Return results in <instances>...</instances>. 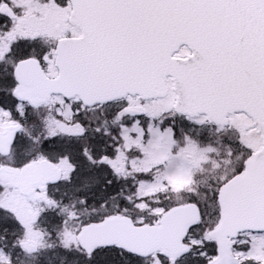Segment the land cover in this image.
<instances>
[{
  "label": "water",
  "instance_id": "1",
  "mask_svg": "<svg viewBox=\"0 0 264 264\" xmlns=\"http://www.w3.org/2000/svg\"><path fill=\"white\" fill-rule=\"evenodd\" d=\"M73 2L95 15L99 25L130 10L142 13L152 39L121 42L112 59L105 57L107 48L101 51L88 36L78 44L61 41L56 50V64L61 69L58 78L48 79L34 60L19 64L15 75L20 86L14 92L18 100L35 107L60 93L67 98L79 95L91 106L128 93L143 99L164 97L166 80L171 76L177 94L175 111L191 116L206 114L210 122L222 125L227 124L229 113L245 111L254 118L264 139V0ZM158 11L179 13L182 22L192 20L189 30L199 20L193 56L171 58L176 49L169 39L163 41L158 35L153 15ZM158 22L161 25L160 18ZM121 64L129 73L118 77L114 68ZM127 112L136 116L146 113L142 107ZM19 129L8 127L0 133L3 154H9ZM61 177L60 170L46 160L33 161L21 169L0 168L1 181L25 195L32 194L37 186L57 183ZM250 177L256 185L248 189L245 181ZM218 202L221 220L209 235L218 241L219 256L209 264H239L230 250L231 239L239 232L264 230V148L248 162L245 173L221 187ZM199 221V208L187 204L164 214L160 225L135 227L129 218L117 215L85 226L77 238L89 254L100 247L117 246L141 257L160 252L175 260L191 250L183 240Z\"/></svg>",
  "mask_w": 264,
  "mask_h": 264
},
{
  "label": "rangeland",
  "instance_id": "2",
  "mask_svg": "<svg viewBox=\"0 0 264 264\" xmlns=\"http://www.w3.org/2000/svg\"><path fill=\"white\" fill-rule=\"evenodd\" d=\"M47 1H39L38 3V0H1L0 6L2 4L12 5L17 8L20 17L17 21H13L0 13V26H10L9 28L4 26L8 31L2 34L6 40L4 43H0V57L6 53L5 47H10L11 43L14 42V35H18L16 33L17 28H21L23 33L20 36L21 38L39 39L36 43H41V45L32 47L31 49L33 50L29 49V54L34 53L42 57L47 62L45 66L48 68L55 42L61 36L56 30V25L61 24L64 30L70 28L65 20V13L69 11V6L65 2L66 0ZM27 56L31 55L21 56L19 58ZM19 58L13 56V59H11L7 57L4 60V65L0 66V72H2L0 75L6 76L7 74L3 73L6 71V67L9 65L14 66V59ZM51 64L48 70L50 74H53L55 67H53V63ZM174 98V93L170 91L167 97L147 104L148 114L144 118H130L123 111L127 105L125 104L122 107L118 106L119 108H116L112 112L113 117L109 120L106 119L105 123L103 122L97 125V120L94 119L96 124L95 130L97 132L105 134V137L108 135L109 137L112 136L109 141L108 139L104 140L107 149L102 154H99L98 151L97 153L94 152L95 155L99 154L97 156L104 155L109 158L107 168L111 174L110 178L103 177L101 179L99 177L102 173L101 171L95 170L92 172L88 170L85 174L74 178L71 183L72 177L70 174L72 168L62 158L58 161L57 164L65 171L63 183H71L70 185L74 187L76 192L80 190L78 186H82L83 184L84 186H88L92 182L91 185L93 186L104 184L109 186L114 180L118 182L122 177L128 176L133 181L124 180L122 183L123 186H128L130 189L129 191H124L127 196L123 198L126 203H129L130 210L116 208L115 204H111L110 206L104 204L99 209L86 211L82 209L84 200L78 203L82 211L81 213L77 209L70 210L67 214L60 210L59 215L63 217V224L61 225L62 233L60 236L65 235L63 240L60 237V244L68 246H63V249H72L75 252L82 253L75 240L76 234L81 230L83 225L91 223L93 219L96 221L102 220L104 217L112 214L111 212L117 213L120 210L128 215H132L134 212L137 215H145L155 220L159 219L165 209L174 205L165 208L159 207L158 205L162 197H168L170 193H174L179 198L180 192L185 191L187 193L186 202H195L199 205L202 202L203 206H207L206 202L203 201L211 197L213 183L217 175L221 170L224 171L232 168L231 166L234 162V151L232 148L238 150L237 143H233L235 136H237L241 146L245 145L247 147V144L250 143L253 145L257 144L258 136L255 131L250 132V134L247 133V130L252 129V126L251 122L243 115L232 118L233 126H235L234 131L237 134L235 136L233 132L226 135H219L218 132H200L202 129H199V133L195 132L198 125V127H202L205 123L204 117H199V119L190 118L188 122L194 125L187 124L185 128V125L183 126L182 123H177L176 121L178 120H175L174 117H168L167 112L171 110ZM81 108L83 106L77 105L76 101L66 103L53 98L50 103L43 107L41 112L27 110L28 115L26 114L25 117L28 116L27 120H33V123H41L44 128L42 135L47 139L65 136H72L76 139L82 136L83 127L88 132L90 131L88 122V114L90 113L84 119H79L78 111ZM76 109L78 110L76 111ZM17 112L18 115H22L21 118L24 121L23 107L18 106ZM13 120L14 115L9 110L0 109V129L13 123ZM174 122L177 123L176 127L173 124ZM74 123H79V125L73 127ZM167 123H169V126ZM101 126H105L106 128H100ZM27 130L28 135L36 133L35 131H40L36 128H28ZM178 133L185 145L180 148L175 145L178 153H174L172 148L175 142L174 138ZM198 138L199 143L196 142ZM24 141L27 142L29 139L25 138ZM20 146L26 149L28 144L22 142ZM85 150L90 153L89 147L85 146ZM64 151H68V145L66 143L48 149L47 155L54 158ZM30 152L31 149L27 153ZM43 154L45 155L44 152ZM13 159L18 160L16 157ZM13 159L8 162L10 164L16 163ZM4 163L7 162L0 159V165ZM200 177L202 178L201 183H199ZM100 181L101 183L99 184ZM92 193H94V196L99 194L95 191ZM43 195L39 194L33 198L24 200L20 198L18 193L8 187L4 188L1 194L3 199L0 201V204L3 208H0L5 213L13 214L22 226L23 231L27 230L28 233L24 240H29L28 242L33 240L34 243V240L38 242L40 239L34 232L38 227L36 228L34 223H31L32 217L38 216L42 209H54V205L43 201ZM178 201H181V198L175 202ZM133 209L139 210L135 212ZM107 210L111 211L105 214ZM212 227L213 224L205 223L202 228L199 227L196 229L188 240L191 245L199 250V257H201L199 264L201 261L207 262L212 257L206 253L208 252L207 249H209L207 246L211 244L206 234ZM40 245L43 247L41 243ZM237 245L242 248V250L237 249V252H235L238 257L264 264L263 237L243 234ZM92 258L93 260L96 259L94 256L89 257L86 260L88 262L87 264H91L89 262H91ZM98 260H100L99 264L133 263L132 259H126L125 257L118 260L114 255V251H107L105 254L99 255ZM144 264L166 263L164 260L155 257L149 263Z\"/></svg>",
  "mask_w": 264,
  "mask_h": 264
},
{
  "label": "flooded vegetation",
  "instance_id": "3",
  "mask_svg": "<svg viewBox=\"0 0 264 264\" xmlns=\"http://www.w3.org/2000/svg\"><path fill=\"white\" fill-rule=\"evenodd\" d=\"M1 1V0H0ZM38 1H46L47 0H38ZM50 1H55V0H50ZM66 5H68V1L66 0ZM65 8V7H63ZM67 8V7H66ZM69 17V13H65V20L67 22V19ZM66 31L71 32L70 29H67ZM22 30L21 28H17V33H21ZM4 42V39L1 40ZM188 54V50L186 48L181 49L180 56H185ZM3 58V57H1ZM5 81L0 82V109L2 110H9L14 115V120L13 123L15 122H20L18 119V116L21 117L22 115H18L17 110L13 106L11 100H9L10 95L9 92L5 89ZM125 104H127L125 106ZM124 107V110L129 107V106H135V105H145V101H141L138 97H127L125 100L121 101H115L110 104H107L105 106H97L94 109H85L81 108L80 111H78V118L79 119H84L85 116L90 113L91 111L96 112V117H97V125L99 123H105L108 115V111H110V117L112 116V112L116 109L119 108L118 106ZM78 109H76L77 111ZM125 113V112H124ZM88 117H91V113L88 114ZM131 118V117H130ZM132 119H138V118H132ZM187 117H182L178 116L176 117V120H180L179 122L183 124V126L189 124L187 121ZM86 120V119H85ZM11 123V124H13ZM17 124V123H16ZM174 126H177V123H173ZM79 123H74L73 127L78 126ZM169 126V123H167ZM106 128L105 126H101L100 128ZM5 128V127H4ZM4 128H1L3 130ZM98 130V129H97ZM197 130H199V127H197ZM196 132L198 133V131ZM102 131V130H101ZM184 133V132H183ZM185 135V134H184ZM180 134L178 133V136H175V142L173 143V152H177V149L175 145L179 146L182 143L181 138L179 137ZM108 139L105 137V134H101L100 132H97L95 129H90L88 132L85 127L82 128V136L80 138L74 139L72 136H65V137H57L55 138V146H59L62 143H66L68 145V151H64L58 158L55 160H52L54 163H58V161L62 158L63 161H65L69 167L72 168V172L70 174L71 177H77L79 175L85 174L88 170L89 171H101L102 173L100 174L101 177H109L111 174L108 171V157L107 156H97L99 154H102L103 151L107 149V145L105 144L104 140ZM110 139H108L109 141ZM21 139L18 137L15 140V143L13 144L11 148V154L7 159L18 158V160H14L16 163L10 164L8 166L14 167V168H21L27 163L33 161V160H38L39 158L43 157V148L41 146H37L32 148L31 153H27L22 147L20 146ZM262 140L260 137H258L257 144L253 145L252 143L247 144V147L245 146V152H246V159L252 155V153L258 149L259 147L262 146ZM84 146V147H83ZM85 146L89 147L90 153L86 152ZM98 153L97 155L94 154ZM84 152V153H81ZM178 153V152H177ZM20 156V157H19ZM2 160V159H1ZM59 166V164H57ZM4 166V165H0ZM59 168L62 170L63 176H65V171L59 166ZM238 174V173H237ZM236 174H232L230 178L234 177ZM91 176V174H90ZM216 180L219 179V175H217ZM1 183V182H0ZM93 183V182H92ZM80 187V190L78 191L79 193H92L93 191L95 192H115V193H121L127 190V187L125 186H107V185H101V186H93L91 185ZM215 183V182H214ZM213 183V184H214ZM251 185H256L254 181L251 179L248 180V186ZM10 188L18 195L20 196L21 199H30L33 198L34 196H37L39 194H44L43 195V201H47L50 205H54L57 203V200L59 199H64L63 203L69 204V206L74 207L75 204V190L74 188H66V187H61L60 184L58 185H47L44 188L37 189V191L29 197L21 195L16 189H13L7 184L1 183L0 184V201L3 199V196H1L4 188ZM220 187V185H219ZM66 192H63L65 190ZM47 194L45 195V193ZM62 194H67V195H62ZM51 199H54L55 203H51ZM42 201V202H43ZM59 206V204L57 205ZM0 207L3 208L0 204ZM0 208V264H79L80 261L77 259L78 256L76 252L72 249L66 250L63 249L64 247H68L67 245L60 244V237L63 240L65 238V235L60 236L58 234L56 236L57 238V243L55 244L51 243L52 241L51 237L46 238L48 240V243L44 245V232H43V220L42 217L44 215H47V217H51L50 215L54 216L51 217L48 222L56 225L57 230L59 231V225L63 223V217L59 215V208H54L53 210H41V213L38 216H33L32 221L34 223V226L37 228L34 232L37 235V237H40L39 241L34 240L35 242L33 243V240L29 243L37 245L35 248H32L31 246H26L23 247L22 243L28 242L24 240L26 237V234L28 233L27 230L23 231L22 226L19 224L18 220L15 219V216L10 213H5L3 209ZM64 213H68L70 210L67 209H60ZM202 210V209H201ZM202 213V212H201ZM215 217L213 220V227L214 228L218 222H219V216H220V210L219 206L214 213ZM32 226V225H31ZM209 232V231H208ZM243 234H250L253 236H261L264 238V232H246ZM243 234H240L239 237L231 242V249L233 253L237 252V249L242 250V248L239 247L238 242L240 238L242 237ZM40 243L43 245V247L40 245ZM212 250L211 252L212 257L208 261L213 260L216 258L219 254V248H218V243L217 241L213 240L212 244ZM193 255L186 257L184 260H181L178 264H199V261L201 260V257H199V251H196L195 253H192ZM236 255V254H235ZM237 256V255H236ZM89 258V257H88ZM239 258L240 264H259L255 261H250L249 259H243L241 257ZM87 258L84 259V264H87L86 262ZM166 264H174L175 262H171L168 260ZM207 261V262H208ZM206 261H201L200 264H207ZM91 264H95V260H91L89 262ZM177 264V263H176Z\"/></svg>",
  "mask_w": 264,
  "mask_h": 264
},
{
  "label": "trees",
  "instance_id": "4",
  "mask_svg": "<svg viewBox=\"0 0 264 264\" xmlns=\"http://www.w3.org/2000/svg\"><path fill=\"white\" fill-rule=\"evenodd\" d=\"M0 82L2 83L1 80H0ZM118 194L119 193L109 192V193H101L100 195H95V196H94V194H90V193H79L76 195H78L80 200H82V199L85 200V204L82 205V209L86 210V211L92 210V209H99L101 207V205L105 202L108 203V206H110L111 204H115L116 208H123V209L126 208L127 210H130V206L123 203L124 200H123L122 194H119V195ZM91 202H93V203H91ZM111 210H113V209H111ZM111 210H107L105 214H107ZM133 210L135 212H138L139 209H133ZM118 212H120V210H118ZM111 213H115V212H111ZM131 216L136 221H141L142 219H147V216L137 215V214H134V212ZM204 222H207V221L205 220ZM114 253H115V251H114ZM120 254H122V253L117 252L115 254V256L117 257V255H120Z\"/></svg>",
  "mask_w": 264,
  "mask_h": 264
}]
</instances>
